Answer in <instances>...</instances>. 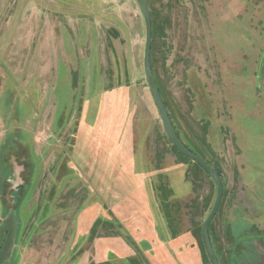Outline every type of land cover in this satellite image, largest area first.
<instances>
[{"label": "rangeland", "instance_id": "obj_1", "mask_svg": "<svg viewBox=\"0 0 264 264\" xmlns=\"http://www.w3.org/2000/svg\"><path fill=\"white\" fill-rule=\"evenodd\" d=\"M152 71L220 174V264H264V0H147ZM135 0H0V264H212L217 191L174 149Z\"/></svg>", "mask_w": 264, "mask_h": 264}, {"label": "water", "instance_id": "obj_2", "mask_svg": "<svg viewBox=\"0 0 264 264\" xmlns=\"http://www.w3.org/2000/svg\"><path fill=\"white\" fill-rule=\"evenodd\" d=\"M135 2L137 3L136 5L139 7L142 16L144 19V23H145V29H146V41H145V50H144V73H145V80L147 82V84L149 85V89L151 91L152 97L156 103L157 106V110L159 112V116L161 119V123L163 125V128L166 132V136L168 137V139L170 140L171 144L175 147L176 150H178V152L184 156L185 158H187L188 160H190V162H194L196 163L199 167H201L204 172H206V174H208V176L212 179V181L215 183V187H216V191H217V196L215 199V203L214 206L211 210V212H209L208 217L205 219L204 223H203V229H202V233H203V242H204V246L206 249V253L209 257V260L212 264H220L219 260L216 256V253H214V248L212 245V242L210 240V225L213 223L214 219L217 216V212H219L221 204H222V199L224 196V187H222L223 183H222V178L220 176V174H217L218 172L213 169L210 165H208L205 161H203V159H201L199 156L193 154L192 152H190L188 149H186V147L184 146V144L181 142V140L179 139L178 136H176V131L174 129L173 124L171 123V119H170V115L169 112L164 103L163 98L161 97V93L157 87V85L155 84V79H154V75H153V69H152V60L150 58L151 54H152V45L151 43H153V26H152V15H151V9L150 6L148 5L147 0H135Z\"/></svg>", "mask_w": 264, "mask_h": 264}, {"label": "trees", "instance_id": "obj_3", "mask_svg": "<svg viewBox=\"0 0 264 264\" xmlns=\"http://www.w3.org/2000/svg\"><path fill=\"white\" fill-rule=\"evenodd\" d=\"M174 149H175V147H174ZM176 151H178V150H176ZM190 151V150H189ZM191 152V151H190ZM179 153V152H178ZM180 154V153H179ZM181 155V154H180ZM184 157V156H183ZM205 247V246H204Z\"/></svg>", "mask_w": 264, "mask_h": 264}]
</instances>
